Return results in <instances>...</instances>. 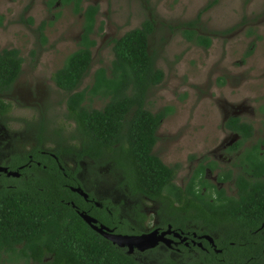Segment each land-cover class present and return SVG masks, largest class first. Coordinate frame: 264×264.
<instances>
[{
    "label": "rangeland",
    "instance_id": "1",
    "mask_svg": "<svg viewBox=\"0 0 264 264\" xmlns=\"http://www.w3.org/2000/svg\"><path fill=\"white\" fill-rule=\"evenodd\" d=\"M52 1L0 0V50L18 49L24 60L20 77L9 92L0 96L12 107L7 115H0V141L9 136L8 141L18 145L21 152L38 145L40 139L46 150L78 149L82 141L76 124L67 119V94L52 77L80 48L84 19L74 12L73 4ZM212 1L83 0L81 4L83 9L97 5L99 12L91 36L96 42L92 67L79 91L93 84L97 69L110 67L114 40L140 28L147 19L154 22L150 52L165 78L149 91L146 108L153 113L172 108L158 130L154 153L166 165L180 166V175L174 181L178 186L192 159L208 155L230 140L224 125L225 115L235 111L230 105L248 107L242 119L253 125L255 134L247 148L264 135L263 114L259 111V105L264 104V0H219L202 13ZM192 21H196L194 28L200 35L212 40L210 49L186 39L183 32ZM253 43L252 54L245 56ZM106 103L98 97L93 102L88 100L87 106L100 110ZM228 148L216 155L224 151L234 155ZM64 159L70 171H79L86 190L100 199H110L113 208L123 214L126 208L129 215L133 214L134 207L140 205L147 216V231L157 224L156 212L161 204L144 196L127 195L118 187L121 175L111 163L104 159L79 160L76 155H65Z\"/></svg>",
    "mask_w": 264,
    "mask_h": 264
},
{
    "label": "trees",
    "instance_id": "2",
    "mask_svg": "<svg viewBox=\"0 0 264 264\" xmlns=\"http://www.w3.org/2000/svg\"><path fill=\"white\" fill-rule=\"evenodd\" d=\"M82 1L53 0L51 3L73 4L74 12L82 14L84 19L80 48L67 57L52 77L55 85L67 94V119L76 124L82 141L78 149L57 147L45 151L58 157L76 155L79 160L104 159L121 175L118 187L127 195L161 201L163 205L158 211L161 226L172 224L180 227L189 220L198 228L204 226L209 229L203 233L214 235L216 248L223 252L219 254L205 243L209 252L198 251L194 264H263L264 179L255 183L242 180L243 191L239 200L227 198L223 191L218 190L215 191L217 197L213 198L208 196L211 186L204 177L205 166L201 164L187 186L181 188L174 182L180 166H167L154 153L158 130L172 108L166 107L158 113L146 108L149 91L165 78L150 52V38L155 32L152 20H145L140 28L114 40V58L110 67L97 69L93 84L78 90L92 67V48L96 42L91 36L99 12L97 5L83 9ZM218 2H209L202 13ZM195 23L190 22L189 29L183 32L186 39L196 46L210 49L212 40L200 35L194 28ZM252 52L253 46L245 56ZM23 61L18 49L0 50V94L12 89L21 75ZM98 97L107 100L105 106L100 110L88 108L87 101L93 102ZM11 108V104L0 99L1 116L8 114ZM225 128L241 136L242 141L237 146L249 140L254 131L251 124L241 123L237 118H231ZM41 141L31 152L43 158L39 154L43 146ZM253 151V155H259L257 146ZM256 166L262 169L258 176L264 173V163ZM40 170L42 174L37 175L33 189L25 185L16 192L5 188L0 190V249L6 247V251L17 253L16 245L26 238L27 250L38 256L47 247L56 255L57 264H137L124 249L93 231L77 215L72 205L81 211L90 206L77 193L64 187L65 184L72 187L81 185L75 179V172L66 170L68 177L64 176L48 158L44 159ZM28 183L31 184H25ZM100 202L113 209L110 199L104 198ZM27 203L28 206L25 205ZM140 210L141 206L136 205L129 217L125 210L123 214L114 209L111 215L106 216L104 211L94 208L92 215L107 226L116 228L115 233L137 235L144 230L146 221ZM224 220L235 223V230L226 235L220 228ZM164 263L174 261L167 259Z\"/></svg>",
    "mask_w": 264,
    "mask_h": 264
},
{
    "label": "flooded vegetation",
    "instance_id": "3",
    "mask_svg": "<svg viewBox=\"0 0 264 264\" xmlns=\"http://www.w3.org/2000/svg\"><path fill=\"white\" fill-rule=\"evenodd\" d=\"M257 38L261 39L262 37L257 36ZM251 46H253L254 48V43ZM1 95L2 94H0V96ZM230 107L235 111L233 114H230V116L228 117L226 116L228 114L225 115L224 123L228 122L231 118H237L240 120L241 123L251 124L250 122L243 121L242 119L244 117V113L247 112L248 109L247 106H245L244 104H240L237 106L230 105ZM259 108H261V110L259 109V111L261 112V114H263L262 125L264 126V104L259 105ZM254 113H255L254 110H251V115H253V117L255 116ZM227 131L231 136L230 140L224 141L220 147L216 148L213 151H210L208 155H200L199 158L192 159V161L189 162V165L183 177L182 178L180 177L179 180V186L181 188H185L187 186V184L195 175L196 169L201 164L205 166L204 177L208 181V184L211 186L210 188L211 193L208 191V196L211 195L213 198L217 197L215 191L218 190L220 192L223 191L227 198H231V199L236 198L237 200H239L240 193L243 191V189H241L242 180L248 183L249 182L255 183L258 180L264 179V173L260 174L259 176L257 175L262 171V169H259L256 166V164L264 163V135L263 136L259 135L255 139L254 143L249 148H247V146L251 143L250 140L253 139L254 137L255 130L253 131V136L249 140L244 141L240 146L237 145L242 141L241 136L235 132L229 130ZM259 134H261L260 131ZM8 137L9 136H5L4 142L3 140L0 141V155H1L0 167L6 168L7 173L17 172L19 173V176H8L7 173L0 172V190L5 188L16 192L18 188L25 185H29L30 186L29 188L33 189L34 186L36 185L37 175L42 174V170H40V167L42 165V162L46 158L54 161L58 169H60L64 173V176L68 177L66 170L68 171L70 170L66 166V162L64 159L65 155L63 157L62 156L58 157L56 154L52 152L45 151L44 147L41 146L40 148L42 149V151H40L39 154L43 158L36 157V155H34V153H32L31 150L37 145H35L32 149H30L27 152L17 151L19 149V146L14 145L13 141L11 140L8 141ZM16 140L20 141V139H17V137ZM256 146L259 148V155H253L254 152L253 148ZM226 147H229L228 150L234 153V155H226L229 154L226 151L220 153L219 155H216V152H219L221 149L225 150ZM242 148H245V150L242 151L241 150ZM157 156L159 157V155ZM172 166H175V164ZM180 169L178 170L175 181L180 175ZM70 172L76 173L75 179L79 180L82 186L77 184L76 187H72L68 184H65L64 187L69 188L70 191H72V188L82 189L88 195V198L85 199L79 193L77 194L85 201L86 204L90 206L87 210L85 209L81 211L78 210V208H76L74 205H72L77 215H79V217L81 218L82 213L87 214L97 220L98 227L105 226L108 229L112 230L113 233H115L116 228L107 226L104 222H101L99 219L95 218L92 215L94 208H96L98 210L104 211L105 212L104 214L106 216H109L114 211V208L110 209L108 206L107 207L103 206V204H101L100 202L101 200H103V198L100 199L97 195L93 193L90 195V191L85 189V186L82 182L78 170H72ZM210 179H213V181H210ZM26 182H31V184L30 183L25 184ZM248 188L249 187H247V189ZM203 190H207V189L204 188ZM158 202L161 204V201ZM110 203L112 204L111 201ZM224 203H228V202L224 201ZM25 205L28 206V203ZM162 205L163 204H161V206ZM160 209H158L156 212L157 224L153 227V229L149 231L144 229L140 234L137 235L149 233L154 230H159V232L162 233L170 229L171 234L167 235V237L168 239L173 241L172 246L169 247L161 243L158 247L154 249H150L146 251H140L135 249L132 253H129V250L125 248L124 250L127 256L129 257L132 256L133 259L137 262V264H194L195 257L197 256L198 251L209 252V249H207L204 246L205 243H207L210 247H212V249L215 252L218 250L215 244V236L210 234H204L203 233L204 231L209 232V229H206L204 226L198 228V226L191 224L189 220H185L186 224L180 227L179 226L174 227L172 224H167L165 227L161 226L160 225L161 222L159 220L160 215L158 214V211ZM128 211H130V209L126 208L125 215L130 217L131 215H129ZM141 211L143 212L142 208ZM145 217L147 218V216ZM144 223H146V221ZM234 225L235 223L233 221L224 220L221 223L220 228L222 232L226 235V233H228L229 231L233 229L235 230ZM88 227L90 228L89 225ZM115 234H120V233H115ZM176 234L178 236H176ZM123 235H128V234H123ZM205 236L212 237L214 240V245L210 243L208 240H206ZM22 240L23 241L21 244L16 245L18 250L17 253H14L13 251H6V247L0 249V264H57L55 262L56 255L51 253L49 248L44 247L37 256L31 253L30 250H27L26 238ZM220 251L221 252H217V253L220 254L223 252L222 250ZM167 259L174 261V263H164V261ZM255 264H259V263L257 262Z\"/></svg>",
    "mask_w": 264,
    "mask_h": 264
},
{
    "label": "water",
    "instance_id": "4",
    "mask_svg": "<svg viewBox=\"0 0 264 264\" xmlns=\"http://www.w3.org/2000/svg\"><path fill=\"white\" fill-rule=\"evenodd\" d=\"M0 172L7 173L6 168L0 167ZM8 176H19L17 172H10L7 173ZM73 192L79 193L85 199L88 198V195L80 188L74 189L72 188ZM81 218L87 223L90 228L101 235L106 240L110 241L113 245L121 248V249H128L129 253H132L135 249L140 251H146L150 249H154L158 247L161 243L167 246H172V240L168 239L167 235L171 234V230L164 231L162 233L159 230H154L149 233H145L142 235H123V234H115L112 230L108 229L105 226L98 227L97 220L93 217L82 213ZM176 236H178L176 234ZM206 240L214 245V240L210 236H205ZM216 252H221L220 250Z\"/></svg>",
    "mask_w": 264,
    "mask_h": 264
}]
</instances>
